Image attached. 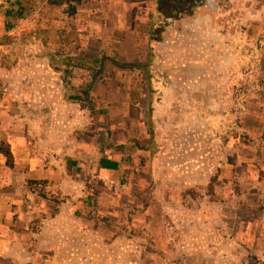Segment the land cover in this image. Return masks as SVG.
<instances>
[{
    "label": "rangeland",
    "instance_id": "obj_1",
    "mask_svg": "<svg viewBox=\"0 0 264 264\" xmlns=\"http://www.w3.org/2000/svg\"><path fill=\"white\" fill-rule=\"evenodd\" d=\"M109 1L63 4L54 13L64 14L62 40L48 47L76 56L75 69L61 67L62 94L98 118V154L106 141L130 149L119 216L93 223L127 230L135 264H264V0H203L180 20L155 8L135 31L116 26ZM163 25V41H152L149 30ZM140 116L144 132L101 133L112 117ZM98 182L103 198L114 195Z\"/></svg>",
    "mask_w": 264,
    "mask_h": 264
},
{
    "label": "crops",
    "instance_id": "obj_2",
    "mask_svg": "<svg viewBox=\"0 0 264 264\" xmlns=\"http://www.w3.org/2000/svg\"><path fill=\"white\" fill-rule=\"evenodd\" d=\"M32 2L0 0V146L10 152L9 161L0 150V264L138 263L128 258L138 243H130L127 230L93 223L117 220L116 190L130 180V149L125 140L106 141L108 154H98L93 128L98 118L78 98L66 100L62 94L61 67L74 63L75 69L76 56L48 52L49 44L62 40L64 14L54 13L63 4ZM105 4L118 13L116 26L133 31L157 8L147 0ZM35 10L40 11L37 20ZM248 11L253 13V5ZM127 120L112 117L101 133L116 135L125 126L130 133L146 130L144 117ZM257 140L264 148L263 138ZM98 180L114 188V195L103 198L95 187Z\"/></svg>",
    "mask_w": 264,
    "mask_h": 264
},
{
    "label": "trees",
    "instance_id": "obj_3",
    "mask_svg": "<svg viewBox=\"0 0 264 264\" xmlns=\"http://www.w3.org/2000/svg\"><path fill=\"white\" fill-rule=\"evenodd\" d=\"M71 1L81 3L82 0H49L51 4H66ZM202 3L203 0H157V10L167 19H180L186 16L194 15L197 7L200 6ZM165 31L166 26L164 25L151 29V31L149 32L151 35V40L163 41V34ZM116 64L123 68L135 66L133 63L127 62H116ZM0 150H2L8 156V159L10 161V152L5 149L4 145L0 146Z\"/></svg>",
    "mask_w": 264,
    "mask_h": 264
}]
</instances>
